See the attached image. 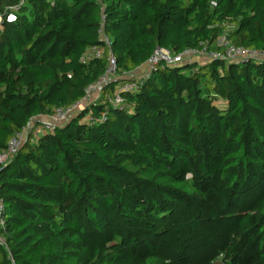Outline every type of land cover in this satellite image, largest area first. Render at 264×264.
Returning <instances> with one entry per match:
<instances>
[{
    "label": "trees",
    "instance_id": "16d2710c",
    "mask_svg": "<svg viewBox=\"0 0 264 264\" xmlns=\"http://www.w3.org/2000/svg\"><path fill=\"white\" fill-rule=\"evenodd\" d=\"M103 14L120 78L0 164V264H264V61L124 75L225 32L264 49V0H25L0 29V153L105 72L106 56L81 61Z\"/></svg>",
    "mask_w": 264,
    "mask_h": 264
},
{
    "label": "built area",
    "instance_id": "2783aa9c",
    "mask_svg": "<svg viewBox=\"0 0 264 264\" xmlns=\"http://www.w3.org/2000/svg\"><path fill=\"white\" fill-rule=\"evenodd\" d=\"M24 2L25 0H20L16 4L6 7L4 12L0 13V29L3 27L2 25L4 20L7 22H14L17 20L18 12L21 10V6ZM101 19L102 24L100 36L104 44L102 46L95 45L87 49V51L82 55L81 61L86 62L93 58H102L106 56L107 68L105 72L94 83L87 86L84 97L78 102L69 107H58L49 115H40L32 118L21 131L17 132L10 138L7 147L0 153V164L6 165L20 149L24 141H26L29 137H31L32 140H36L42 134L54 131L57 127L75 117L82 108L99 100L102 97L105 88L116 80L119 73L118 63L116 57L111 51V39L104 32V14ZM207 43L208 42H200L198 47L189 48L179 53H173L171 50L165 48H156L150 58L146 61L149 65V69L146 74L161 65L174 66L186 62L191 63L197 61L198 59L208 60L223 58L227 61L238 64H241L246 60L264 61V49L238 46L230 40L228 32H225L216 38L215 45L218 47V50H208ZM137 88L138 82L136 81L124 82L119 87L114 98L111 99L112 104L115 107L124 108L125 99L121 96L120 92L133 91ZM39 119H42V121ZM86 120L92 122L94 117L89 114ZM6 217V203L0 195L1 243H5L1 231L5 228Z\"/></svg>",
    "mask_w": 264,
    "mask_h": 264
},
{
    "label": "rangeland",
    "instance_id": "374dc122",
    "mask_svg": "<svg viewBox=\"0 0 264 264\" xmlns=\"http://www.w3.org/2000/svg\"><path fill=\"white\" fill-rule=\"evenodd\" d=\"M198 61H201V60L198 59ZM148 69H149V65L145 62L144 64H142V66L138 67L136 70L131 71V72H126V74L124 75L129 78L139 79L147 73ZM120 75L121 73H118V76L116 77V79L120 78ZM39 120L42 121V119H39Z\"/></svg>",
    "mask_w": 264,
    "mask_h": 264
},
{
    "label": "crops",
    "instance_id": "0c3cea01",
    "mask_svg": "<svg viewBox=\"0 0 264 264\" xmlns=\"http://www.w3.org/2000/svg\"><path fill=\"white\" fill-rule=\"evenodd\" d=\"M201 61H203L204 59H200ZM144 64V63H143ZM142 66V65H141Z\"/></svg>",
    "mask_w": 264,
    "mask_h": 264
}]
</instances>
